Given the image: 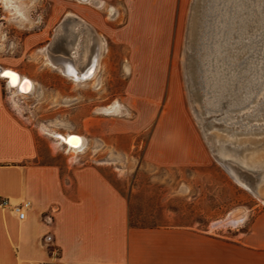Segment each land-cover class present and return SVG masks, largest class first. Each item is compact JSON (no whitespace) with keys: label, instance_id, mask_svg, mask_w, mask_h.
I'll list each match as a JSON object with an SVG mask.
<instances>
[{"label":"crops","instance_id":"1","mask_svg":"<svg viewBox=\"0 0 264 264\" xmlns=\"http://www.w3.org/2000/svg\"><path fill=\"white\" fill-rule=\"evenodd\" d=\"M72 1L75 11L70 12L92 26H80L81 31L88 34L91 30L96 39L105 41V49L98 63L97 44L89 61H84L82 52L75 59L58 51L61 43L55 41V29L47 45L53 60L64 70L52 65L47 68L50 65L41 61L36 73L25 75L34 87L36 83L45 87L46 72L55 79L61 80L64 74L76 83L98 85L109 41L132 43L137 49L135 28L118 25L119 8L106 9L108 3L117 0H96L97 5ZM65 16L61 21L65 26L78 20ZM148 64L145 58L139 63L135 59L134 73L127 84L128 95L145 98L137 118H123L128 112L124 103L123 114L94 109L91 102H83L69 113V130L85 136L88 142L73 162L57 158L46 133L30 120L21 104L15 106L7 98L5 79L0 77V264H264V207L228 233L189 225H136L131 222L129 196L109 176L106 167L77 161L90 147H113L127 153L134 132L153 120L143 152L145 162L184 165L204 158L200 144L192 139L176 112H157L152 98L157 93L158 78L147 69ZM73 91L71 88L69 95ZM56 94L61 95L62 89L54 88ZM82 96L91 95L86 92ZM128 138L130 142L126 143ZM2 199L8 203L1 204ZM16 204L26 205L24 220L14 210Z\"/></svg>","mask_w":264,"mask_h":264},{"label":"rangeland","instance_id":"2","mask_svg":"<svg viewBox=\"0 0 264 264\" xmlns=\"http://www.w3.org/2000/svg\"><path fill=\"white\" fill-rule=\"evenodd\" d=\"M22 2L28 15L27 19L22 20L11 18L9 10L0 2V65L12 67L29 76L39 70L41 61L45 62L42 48L52 41L55 29L57 32L64 16L70 11H75V7L72 6V0ZM204 4L203 0L110 2L106 9L114 6L121 12L118 25L135 28L136 34L133 38L137 49H134L132 43L117 44L109 41V47L103 53L106 66L103 77H98V85L93 82L76 83L64 74L59 80L55 79L52 73L46 72L43 79L45 87L36 83L31 94L20 93L17 96L26 115H29L30 120L40 129L45 125L63 134L75 132L69 130V113L83 102H91L94 109L102 111L104 107L119 101L128 107L127 115L123 118L135 119L138 109L144 105L145 98L128 95L127 84L134 73V60L137 59L138 63L144 61V58L149 61L147 69L158 78L157 93L152 98L157 112H176L192 139L196 138L200 144L204 158L199 163L184 165L156 166L145 162L143 152L155 124L154 120L146 128L134 132L127 153L117 151L113 147H90L86 153L80 155L78 162L89 161L105 166L109 176L129 196L132 224L189 225L198 229L228 233L241 224L213 227V223L235 210L245 213L247 222L256 210L264 207V203L249 189L239 184L233 175L264 190V74L262 78H257V88L251 101L228 109L223 114L221 109L212 108L206 111L203 99H197L202 95L201 89L198 90V96H194L196 102L191 99L190 78L192 58L195 57L193 47L198 45L201 35L198 28L192 26V21L199 19ZM134 10L136 13L133 16ZM74 24L75 22L67 25ZM77 36H81L83 40L82 57L86 61L89 32H82L80 28ZM149 46L151 48H146ZM58 51L63 52L61 48ZM249 56L254 57L253 54ZM257 59V66L261 65L263 71L264 58L261 64L258 62L262 57L259 55ZM53 62L56 64L54 67H61L62 70L59 69L63 72L64 66L54 60ZM242 64L240 66L244 67L245 63ZM49 65L46 67L52 68L53 65ZM193 68L196 74V66ZM4 81L6 96L10 100V86L7 80ZM77 84L76 89L74 85ZM54 88H61L62 94L54 95ZM71 88H74L72 96L69 95ZM86 92L92 97H83ZM195 106L202 115L196 113ZM213 114L218 116L212 119V125L207 123L204 126L205 119ZM201 116L205 119L202 120ZM41 131L50 139L58 159L75 161L78 153L73 158L74 151L63 142L58 143L55 148L53 142L57 138L42 129ZM250 139L256 140L257 143ZM208 140L214 147H211ZM213 140L216 141L215 144ZM125 142L129 143V138L125 139ZM256 144L257 148H251ZM256 149L260 151V155H257ZM115 154L126 160L117 159L114 162L113 159L118 158H115ZM216 154L225 160L229 159L241 173L233 169L227 173L225 165L215 158ZM126 163H132L133 166L124 168ZM262 196L264 198V192Z\"/></svg>","mask_w":264,"mask_h":264},{"label":"bare ground","instance_id":"3","mask_svg":"<svg viewBox=\"0 0 264 264\" xmlns=\"http://www.w3.org/2000/svg\"><path fill=\"white\" fill-rule=\"evenodd\" d=\"M22 1L24 0H0V2H2L3 5L9 10L12 16L11 18H19L20 20L27 19L28 16L27 8L26 6H24ZM78 1H88L93 5H97L98 3L96 2V0ZM214 1V12H216L217 18L214 21L215 23L213 26V43L208 53L209 60H212V63L210 62L209 64L211 70L208 73L209 86L212 89V97L209 98L205 95L203 98V104L205 107L221 109L223 114L228 109H234L238 107L245 99H247V97L249 96V86L251 82L254 79H257V77L260 78L259 75H255V72L254 74L249 73V69L248 71L246 70L243 73H240V71H237V68L239 67L241 61L248 55H250V53L254 50V43L257 36L264 33V0ZM75 18L78 20H75ZM65 19H74L77 22H75V24L71 26H65L63 23H60L61 25L57 28V32L54 38L58 44L61 43L59 48L62 49L63 53L67 54L68 56L76 57L75 59H77V57L82 52L81 47L83 44L81 36H77L80 30V26H84L88 29H90L92 26H90L86 20L80 18L73 12H68L65 16ZM89 39V50L87 52L86 61L90 60V57L93 54L95 46L97 44L98 49H96L98 50V55L96 57V63H98L97 59L99 58L100 52L102 49H105V41H103L99 37L96 39V37L92 35L91 30L89 32ZM42 51H44L45 53V61L48 64H52L53 66H55L56 64H54L53 62L52 50L50 49V46H44L42 48ZM4 68H8L14 71L15 78L12 77V84H14V86L16 87L14 88L9 85L10 99L12 100L13 105L18 106L20 103H18L17 100V96L20 94L19 89L21 88L28 92L33 89L34 83L31 79L22 82L23 78H27L25 75H22L18 70L14 68L5 66ZM59 68L62 70L61 67ZM215 101L218 102L215 103ZM195 107L197 109L196 113L202 115V113L198 111V107ZM103 111L106 113L120 114L125 111V105L119 101H115L113 104L104 107ZM244 114L245 113H243V115ZM216 116L218 115H214L211 119H214ZM203 119L205 118L202 117V120ZM41 129L44 132L49 133L51 136L57 138V140L55 139V141L53 142L55 148L58 147V143H62V140L58 136L64 135L66 138L68 135L74 134H63L57 130L48 128L45 125H42ZM209 141L210 140H208V142ZM69 142L75 147L83 146L87 143V138L82 135L73 136L69 139ZM213 143L215 144L216 141L213 140ZM209 144L211 145V147H214L211 142H209ZM59 146H61V144H59ZM72 151H74L73 158H75L78 150L72 149ZM214 156L217 160L220 161V163L225 165L227 171H232L233 169L240 172L239 169H237L238 167H236V165H234L229 159L225 160L219 154H216ZM116 159L121 160V157H118ZM132 166V163L124 164V168H130ZM233 175L239 184L249 189L257 198H259L264 203V198L262 196L264 190L262 188L258 189L248 182L242 180L237 175ZM241 177L244 179L243 174H241ZM245 217V213H241L238 210L231 211L223 219L215 221L213 223V227L225 225L236 226L237 224L241 223L245 219Z\"/></svg>","mask_w":264,"mask_h":264},{"label":"water","instance_id":"4","mask_svg":"<svg viewBox=\"0 0 264 264\" xmlns=\"http://www.w3.org/2000/svg\"><path fill=\"white\" fill-rule=\"evenodd\" d=\"M203 3H205L201 9L200 12V17L199 19L195 18L192 21V26L195 28H198L199 32L201 33V35L199 36V42L197 43L198 45L193 47V51H194V55L195 57L192 58L193 62H192V72H191V80L190 83L192 84V88H190L191 90V99L194 100L196 102V97H194L195 95L198 96V90L201 89L202 90V95L201 97L198 96L197 99L202 100L204 98V96L206 95L207 97L211 98L212 96V89L209 86V77H208V73L211 70L209 67L210 62L212 63V60H209V49H211L212 43H213V26H214V21L217 18L216 12H214V8H215V1L214 0H203ZM207 5V6H206ZM196 12L198 11L197 8L195 10ZM195 12V13H196ZM199 21V22H198ZM255 47H254V53L253 51L250 53L254 55L253 58L248 59L249 55L243 59L241 61V63H245L244 67H241L239 64V67L237 68V71H240V73H243L244 71H248L249 69V73H253L255 72V75H259L260 78L263 77V71H262V67L261 65L257 66V58L259 55H261L262 60L259 61L258 63L261 64L263 62V58H264V33L260 34L257 36V38L255 39ZM194 66H196V74H195V70H194ZM257 69V70H256ZM4 73H12L14 74V71H12L11 69L8 68H4L3 66L0 65V77L7 80V84L10 85L11 87H16L14 86V84H12V77L10 76H6L4 75ZM258 78V77H257ZM26 80H30L29 78H23L22 82L26 81ZM257 79H254L250 86H249V96L247 97V99H245L239 106H241L242 104H245L249 101H251V99L254 97L255 95V88H257V83H256ZM256 83V84H255ZM34 88V86H33ZM33 91V89H31L30 91H25L23 89H19V93H24V94H31ZM238 106V107H239ZM207 108L206 111H210L212 110L211 107H205V109ZM205 109L203 111H205ZM215 114L208 116L205 121H204V126L208 123L209 126L212 125V119L209 120L210 118H212ZM210 121V122H208ZM250 129V128H249ZM242 132H244L243 130H240ZM73 136H79L77 134H71L68 135L66 138L64 135H60L58 137H60V139L62 140L63 143L67 144V146L69 148H73L76 149L78 151H82L83 149L86 148L87 143L83 146H78L75 147L73 145L70 144L69 139L72 138ZM251 141L257 143L256 140L250 139ZM258 144L251 146V148H257ZM256 151L258 152L257 155H260V151H258L256 149ZM225 171L228 173L227 169L224 168Z\"/></svg>","mask_w":264,"mask_h":264},{"label":"built area","instance_id":"5","mask_svg":"<svg viewBox=\"0 0 264 264\" xmlns=\"http://www.w3.org/2000/svg\"><path fill=\"white\" fill-rule=\"evenodd\" d=\"M8 201L6 199L1 200V204L6 205ZM14 210L18 214V217L24 220L27 216V207L25 204H16L14 205Z\"/></svg>","mask_w":264,"mask_h":264},{"label":"snow or ice","instance_id":"6","mask_svg":"<svg viewBox=\"0 0 264 264\" xmlns=\"http://www.w3.org/2000/svg\"><path fill=\"white\" fill-rule=\"evenodd\" d=\"M4 75L15 78V74H12V73H4Z\"/></svg>","mask_w":264,"mask_h":264}]
</instances>
